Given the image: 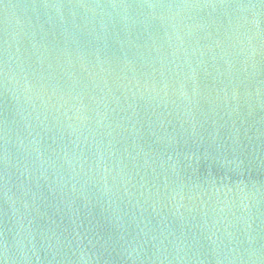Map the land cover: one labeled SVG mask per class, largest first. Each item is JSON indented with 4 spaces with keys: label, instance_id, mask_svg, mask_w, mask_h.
I'll use <instances>...</instances> for the list:
<instances>
[{
    "label": "water",
    "instance_id": "obj_1",
    "mask_svg": "<svg viewBox=\"0 0 264 264\" xmlns=\"http://www.w3.org/2000/svg\"><path fill=\"white\" fill-rule=\"evenodd\" d=\"M0 264H264V0H0Z\"/></svg>",
    "mask_w": 264,
    "mask_h": 264
}]
</instances>
